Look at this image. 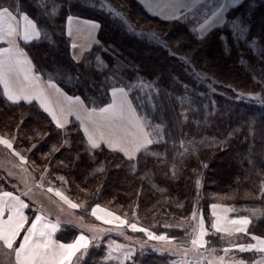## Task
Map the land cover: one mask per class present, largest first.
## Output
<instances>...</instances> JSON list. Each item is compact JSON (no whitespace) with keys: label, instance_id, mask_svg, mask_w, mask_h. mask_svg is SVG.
Returning <instances> with one entry per match:
<instances>
[{"label":"trees","instance_id":"obj_1","mask_svg":"<svg viewBox=\"0 0 264 264\" xmlns=\"http://www.w3.org/2000/svg\"><path fill=\"white\" fill-rule=\"evenodd\" d=\"M113 1L134 20L150 25L168 47L156 44L149 33V37L140 36L138 29L130 30L121 18L100 6L103 0H44L49 12L58 9L54 20L41 17L35 7L28 6L30 0H25L22 7L46 25L52 35L51 43L25 50L44 74L42 79L58 73L57 86L67 96H80L86 108L110 102L112 81L106 82V77L114 75V67L122 73L116 77L117 86L141 80L153 85L155 107L152 101L145 103L139 98V90L133 91L130 98L134 106L145 105L138 114H147L153 125L164 126L165 142L150 146V153H137V160L128 161L123 153H113L103 145L88 149L76 120L61 132L36 103L21 101L12 105L2 96L0 122L8 128H20L19 137L31 149L33 165H39L41 174L65 178L66 184L59 179L57 184H63L69 198L81 203L73 212L88 223L114 225L102 223L91 214L92 208L99 205L97 215L118 213L138 228L187 246L193 238L194 210L205 215L213 197L229 205L264 211V197L260 195L264 180V0H242L225 14L227 20L238 19L242 27H247L242 39L225 26L213 29L203 42L194 38L187 24L163 21L148 13L137 0ZM69 15L99 25L100 44L92 45L84 57H79L80 63L73 60L67 35ZM253 40L255 47H249ZM97 56L108 65L104 72L96 70ZM180 57H187L191 66ZM89 62L90 67L86 66ZM45 132L49 133L46 137ZM64 140L69 143L62 147ZM182 141L195 152L184 153ZM53 146L60 151L54 152ZM249 158L254 163L250 164ZM100 165L103 170L97 171ZM256 224L264 228V221ZM117 227L130 236L148 240L144 232H133L127 224ZM210 233L207 246L212 241L219 250V237ZM75 235L68 229L57 232L56 238L71 243ZM106 255L107 247L102 241L93 243L81 264H109ZM240 257L250 262L245 255ZM124 264L176 262L169 253L142 251Z\"/></svg>","mask_w":264,"mask_h":264},{"label":"snow or ice","instance_id":"obj_2","mask_svg":"<svg viewBox=\"0 0 264 264\" xmlns=\"http://www.w3.org/2000/svg\"><path fill=\"white\" fill-rule=\"evenodd\" d=\"M24 3L25 0H13L12 3L0 0V42L7 45L6 47H0V85L3 88L0 96L12 105H18L21 101L32 105L35 101L39 109L51 117V122L61 132L65 131L66 126L70 123L67 115L75 114L76 119L80 121V129L84 133L88 149L96 150L103 145L113 153H123L128 161L137 160V153H150V146L165 142L164 126L161 124L153 125L147 114H138L139 109L145 107V105L134 106V99L130 98L133 91L139 90V98L145 100V103L152 101L153 107H155L151 95L153 85L141 80L138 84L133 82L130 85L117 86L116 77L122 75L118 67L113 68L114 75L106 77V82L112 81L109 89L111 102L103 107L86 108L84 106L85 100H82L80 96L64 95L60 87L57 86L59 81L56 72L48 74L46 78L42 79L44 74L34 65L29 52L25 48L38 47L44 42L51 43L52 35L47 30L46 25L29 13L25 7H22ZM145 3L152 14L161 20L189 25V32L200 42H203L213 29L225 26L231 27L233 35L241 39L247 31V27H242L238 19L227 20L225 16L230 9L237 7L241 0H145ZM28 6L35 7L36 12L41 17L46 15L53 20L58 11V9L52 8V11L49 12L48 5L45 4L44 0H30ZM110 11L121 18L122 22H125L119 11L115 9H110ZM67 22L70 26L67 35L72 37L71 25L74 22V17L69 15ZM77 23L80 22L77 21ZM83 23L89 24L91 29L99 28V25L95 23L87 21ZM76 31L79 32L81 29L77 28ZM151 35L156 44L164 48L168 47L158 33L152 32ZM18 41H22L24 46L22 47ZM92 44L99 45L100 41L93 38ZM255 45L256 42L253 40L249 47H255ZM71 47L77 49L79 45L73 42ZM85 52L86 50L82 49L78 55L74 54L73 60L80 63L81 60L78 56L84 57ZM180 59L191 66V62L187 57H180ZM96 64V70L99 72H104L108 68V65L99 56L96 57ZM86 66L90 67V62ZM197 78L202 79L199 76ZM76 82L79 83V79ZM145 89L147 91H144ZM53 98L57 108L52 106ZM249 98L256 99L257 97ZM189 102L192 101L189 100ZM48 135L49 133H44L45 137ZM68 143L67 140H64L61 146L63 147ZM188 143L194 142L190 141ZM213 143H218V141H213ZM0 145L9 150L13 149L12 140L2 136H0ZM180 146L184 149V153L192 154L195 152L194 148L190 150L183 141ZM35 147L34 144L33 148ZM53 151L59 152L60 149L53 146ZM184 153H181V155H184ZM152 154L160 155L158 153ZM13 155L17 156L22 163H26L25 157L21 156L19 152L13 151ZM61 163L63 162L61 161ZM249 163L254 162L249 158ZM132 168L135 169L134 164ZM102 170L103 165H100L97 171ZM57 179L65 184L67 183L63 176H58ZM197 184H199V181H197ZM38 186L43 187V185ZM47 191L54 192L55 196L59 197L72 209L81 207V205L73 203L61 191L54 190L51 186L47 188ZM98 192L99 190H97ZM23 195H28V193L25 192ZM260 195L264 197V180H261L260 183ZM33 204L26 203L19 195L4 190L3 185H0V246L8 250L7 253L3 254L4 258L0 259V264H80L88 254L89 247L95 241H98L100 236L89 239L86 235L80 234L73 242L62 243L53 238L54 234L60 230V221L52 222L40 208L33 207ZM211 207L215 209L218 205L213 204ZM25 210H29L30 214H26ZM98 210H100L99 205L92 208L91 214L97 220H100L101 217L97 215ZM256 211L258 210H253V214ZM106 215L113 216L111 212L106 213ZM213 215L215 216L216 213L213 212ZM195 216L196 212L194 211L193 218ZM114 219L119 220L121 226L127 224L133 232H144L149 240L171 243L166 235H155L147 229L138 228L135 223L121 220L118 216ZM104 222L110 223L111 221L105 220ZM64 223L73 222L65 221ZM230 223L232 225H242V227L235 228V231L248 234L247 226L250 221L247 217L231 220ZM75 226L79 227V225ZM211 227L216 232L222 231L219 226V217L212 223ZM88 230L99 231L101 235L106 231H111V229H97L95 225L89 226ZM225 231L229 230L225 229ZM119 234L123 235V232L121 231ZM208 234L204 229V220L201 218L197 234L191 239V244L194 247H204L208 243L204 240V237ZM251 240L256 241V243L238 244L236 245L237 250L241 253L264 254V238L251 235ZM96 246L99 247L100 245L96 244ZM121 247L123 246L116 245L115 241H112L108 245L109 251L106 259H117L112 253ZM224 251L228 253L229 249L226 248ZM123 255L125 260L132 258L131 251L124 252ZM8 256L14 257V261H8L6 259ZM223 259V257H219L221 264H223ZM209 264H211V261ZM235 264H245V261L237 260ZM252 264H264V256H261L258 261H252Z\"/></svg>","mask_w":264,"mask_h":264},{"label":"rangeland","instance_id":"obj_3","mask_svg":"<svg viewBox=\"0 0 264 264\" xmlns=\"http://www.w3.org/2000/svg\"><path fill=\"white\" fill-rule=\"evenodd\" d=\"M104 2L100 3V6L102 8H105L106 10L110 11V9H115L116 11H119L122 14V17L125 20L126 26L130 29H133L132 31L135 32V29H138L137 33L140 34V36H148L152 33V30L150 29V25L143 23L140 21L138 22L136 19L134 20L130 14H126L123 11V7L120 4H117V2L113 0H103ZM112 12V11H111ZM138 23L141 25L140 28L138 26ZM189 26V25H188ZM88 31L89 28L85 27ZM140 29H146L147 32L140 33ZM149 29V30H148ZM74 40L79 45V48L82 47L80 44V37L77 38L76 36V29L72 28ZM140 31V32H139ZM111 102V99H110ZM109 102V103H110ZM66 104V102H65ZM53 108H57V105L55 103V99L53 98ZM76 119V115H67V119ZM70 119V120H71ZM77 120V119H76ZM80 122V121H79ZM19 127V125L17 126ZM20 129V128H19ZM18 128H8L6 124L0 122V136L5 137L9 140H12L13 142V149L9 150L5 148L3 145H0V185H3L4 190L13 192L14 195H19L21 199H23L26 203L33 204V207L40 208V210L48 217L49 220L52 222L60 221V230L57 232H65L66 230L70 229V233L73 231L75 233V237H77L80 234L86 235L89 239L100 236V239L98 241H95L94 243H99L102 241V245H105L107 247V254H108V245L115 241L116 245H121L119 250L112 253L114 257H117V259L107 260V262H110L109 264H124L127 260L124 259V252L131 251L132 256L136 252H142V251H150V252H165L169 253L174 257V260L176 264H209L211 261V264H221V261L219 260V257H223V264H235L237 260H243L240 255H245L246 259H250L249 261H245V264H252V261L260 260L261 256H264V254L260 253H254V252H239L237 250L236 245L242 244V243H256V241L251 240V235H258L264 238V228L256 227L257 222L259 220L264 221V211L254 207L253 209L247 208V207H240L235 205H229L224 202H222L220 199H216V197H213V202H211L208 210L205 213V215L202 213L201 210L195 209L196 216L194 218V227H193V238L197 234L198 226L200 223L201 218L204 220V229L209 233L204 237V240L209 242V237H211V233L213 235H217L219 237V243L221 244V248H219L215 245L212 246L211 243L207 246V243L204 245V247H194L191 244V241L187 246L185 245H176L173 242L170 244L167 242H158L155 240H141L139 237L130 236L127 234L123 229L117 226L120 225V221L114 219V217L118 216L121 220H125L120 214L115 213L113 216H107L106 213L108 212H99L98 216L101 217L100 221L102 223H105V220L111 221L110 223L114 225L109 226H97V229H103V230H109L106 231L103 235L99 231H89L88 227L94 224L88 223L82 218L78 217L74 212L73 209L68 206V204L64 203L62 200H60L59 197L54 195L53 193H50L47 191V188L49 186L53 187L54 190H59L65 195L69 200H71L73 203H77L76 201L70 199L69 195L66 193L64 188L62 187L63 184L58 185L57 184V177L55 179L45 176V174H41L39 165L35 163L34 156L29 152L27 149L25 142L22 141L19 137V130ZM13 130V132H12ZM16 135H15V133ZM21 132V131H20ZM15 137V139H13ZM13 151L19 152L21 156L25 157L26 163H22L21 160L13 155ZM38 185H43V187H39ZM27 192L28 195H23V193ZM213 204L218 205L217 208L213 209L211 206ZM197 210V211H196ZM227 210V211H226ZM253 210L256 211L255 214H253ZM26 214H30L29 210H25ZM213 212L216 213V215H213ZM123 215V214H122ZM123 219H122V218ZM219 217V226L221 227L222 231L216 232L214 228L211 227L212 223L217 220ZM247 217L250 221L249 225L247 226V232L248 234H245L243 232H236L235 228L242 227V225H232L230 223L231 220H237ZM65 221H72L73 223H64ZM255 227H252L253 224ZM109 224V223H105ZM79 225V227L75 226ZM117 225V226H115ZM225 229L229 231H225ZM123 232V235H120L119 232ZM54 234L55 239L56 234ZM230 232V234H229ZM125 237H128L127 239ZM76 239V238H75ZM61 242V241H60ZM63 243V242H62ZM70 243V242H69ZM229 249L228 253H225L224 249ZM158 249V250H156ZM7 249H4L2 246H0V259H3V254L7 253ZM217 251L219 253H217ZM107 257V255H106ZM105 257V258H106ZM8 261H14V257L8 256L6 258ZM130 260V259H129ZM82 261L80 262V264Z\"/></svg>","mask_w":264,"mask_h":264},{"label":"crops","instance_id":"obj_4","mask_svg":"<svg viewBox=\"0 0 264 264\" xmlns=\"http://www.w3.org/2000/svg\"><path fill=\"white\" fill-rule=\"evenodd\" d=\"M140 5L150 14H152L151 10L149 9V7L146 5L145 3V0H137ZM242 1V0H241ZM153 15V14H152ZM155 16V15H154ZM77 21H79L80 23H77ZM84 21H87V22H91V23H95L97 24L95 21H92V20H88V19H82V18H74V22L73 24L71 25V28H74V29H81V31L77 32L76 31V36L77 38L80 37V44L82 47H78L77 49H73V54H79L81 52L82 49L84 50H88L90 49V47L93 45L92 44V39L95 38L97 39V32H98V29H91L90 25L89 24H85L83 23ZM98 25V24H97ZM69 24L67 22V32L69 30ZM85 27H90L89 28V31L85 28ZM91 34V35H90ZM74 36L75 34L72 36V37H69L70 40H71V44L73 42L77 43L75 40H74ZM19 43V42H18ZM91 45V46H90ZM7 45H5L3 42H0V47H6ZM79 58V56H78ZM2 86V85H1ZM3 89V88H2ZM65 95V94H64ZM67 96V95H66ZM33 103H36L35 101ZM51 118V117H50ZM71 119V118H70ZM71 120H76V119H71ZM79 125H80V122L78 120H76ZM55 239V237H53Z\"/></svg>","mask_w":264,"mask_h":264}]
</instances>
